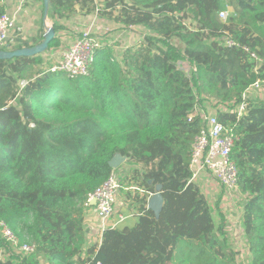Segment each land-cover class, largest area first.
I'll use <instances>...</instances> for the list:
<instances>
[{"label": "trees", "instance_id": "obj_1", "mask_svg": "<svg viewBox=\"0 0 264 264\" xmlns=\"http://www.w3.org/2000/svg\"><path fill=\"white\" fill-rule=\"evenodd\" d=\"M76 5L147 31L121 54L103 45L89 74L77 78L52 71L41 54L0 59V220L36 246L17 254L0 233V249L11 251L0 264H240L191 181L203 123L188 116L197 104L215 109L236 137L243 236L250 263L264 264V99L243 98L264 80V0H49L56 34L48 50L61 43L58 19ZM243 46L263 60L257 70ZM116 154L126 156V179L145 191L136 196L141 214L134 227L107 228L101 244L88 243L89 195L114 170ZM159 184L164 203L156 213L147 196Z\"/></svg>", "mask_w": 264, "mask_h": 264}, {"label": "crops", "instance_id": "obj_2", "mask_svg": "<svg viewBox=\"0 0 264 264\" xmlns=\"http://www.w3.org/2000/svg\"><path fill=\"white\" fill-rule=\"evenodd\" d=\"M0 2L5 6L6 12L14 16L17 25V31L13 32V39L15 41H13L11 43L12 45L9 46L10 49H17V46L24 45L27 40H29V42H33L32 44L37 43L34 42L36 40H39L38 42H40L43 39L46 28L51 27L54 23L55 18L50 16V14L47 19L44 18L43 0H0ZM75 8L77 12L68 13L69 17L58 19V23L63 25V29L57 33V35L60 36V45L50 50L47 49L46 52L41 54L44 57V60L49 62L48 66L50 67L61 60L63 52L70 46L76 37L78 38L82 32L88 28H91L92 31L102 39V41L106 38H103L105 33L109 32V34L105 36H112L114 38V42H117V45L114 47L112 44H109L113 42H109L107 44L112 45L117 53H119L118 50H121L119 54H121L128 47L139 45L141 41H143V38L146 34L147 30L143 26H133L127 28L115 21L98 15V12L96 11L89 14H83L81 13L80 9H78V5H76ZM103 43L105 45L104 41ZM257 69L258 68L256 67V70ZM243 98L244 100L254 98L264 99V88L263 90H260L256 89L255 87H249L244 93ZM211 110L216 112V110L213 108H211ZM124 162L117 168H114V170L110 173H115L118 175L122 187L118 192L115 203V212L107 221L106 227H113V224L115 223L116 228L134 227L138 222L139 215L141 214L139 203L136 200L137 195L134 196L133 191H140L143 193V196L145 195V191H143L141 188H138L133 183H130L134 180V178L126 179V176L130 174V169L126 162ZM196 182L214 207L216 226H223L224 231L226 232L225 236H230V243L234 245L235 249L236 240L232 234V230L230 229L229 231L225 228H242V210L233 204L225 188L218 180L214 178L210 172H202ZM151 195L149 194L147 196V202ZM96 212L97 210L95 204H91V206L86 210L85 233L88 243L99 245L102 242V234L104 229L103 224ZM119 215L125 216V219L119 221ZM128 219H130V222L125 224L124 222ZM235 223H237L236 226H234ZM7 244L10 246L9 243ZM14 252L17 254L29 255V253L24 252ZM10 254L11 251H7L5 248L0 249V255L4 258ZM42 264L48 263L46 260H43Z\"/></svg>", "mask_w": 264, "mask_h": 264}, {"label": "built area", "instance_id": "obj_3", "mask_svg": "<svg viewBox=\"0 0 264 264\" xmlns=\"http://www.w3.org/2000/svg\"><path fill=\"white\" fill-rule=\"evenodd\" d=\"M229 13L230 7L221 10L219 12L220 19L227 20ZM16 31L17 25L14 16L8 12L1 14L0 49L12 45L11 43L15 41L13 39V32ZM227 44L229 46L239 45V43L231 39L227 41ZM103 45L102 39L98 37L91 28H88L70 44L63 52L61 60L52 65L50 69L54 72H63L67 76L73 78L86 76L89 74L90 67L96 58L98 50L102 48ZM243 47L246 51L251 53V57L255 60V65L258 68L263 63V60L255 52L251 51L249 47ZM179 65H181V63ZM26 83V80L21 81V86H24ZM250 87L263 90L264 80L258 79ZM247 104L248 102L243 101L239 106L238 113L242 114ZM195 117H200L203 126L195 137L192 145L189 163L190 171L192 172L191 181L198 184L196 181L200 177V174L205 171L210 172L225 188L233 204L241 209L238 169L231 157L236 137L232 133V129L221 122L217 113L212 111L211 108L209 109L200 104L195 105L188 119L191 121ZM121 187L122 185L118 175L112 173L89 195L88 203H91V200L96 201V213L103 224L104 230L106 228H111L106 227V224L115 212V203ZM124 219L125 216L119 215V221ZM236 225L237 223L234 224V226ZM115 226L116 223L113 224V227ZM231 230L236 240L235 249L239 252V260L243 259L245 252L248 251L246 240L243 236V230L242 228H231ZM0 233L4 240L16 251L29 254L36 252L35 244L21 243L13 229L4 220H0Z\"/></svg>", "mask_w": 264, "mask_h": 264}, {"label": "water", "instance_id": "obj_4", "mask_svg": "<svg viewBox=\"0 0 264 264\" xmlns=\"http://www.w3.org/2000/svg\"><path fill=\"white\" fill-rule=\"evenodd\" d=\"M44 1V18L47 19L49 14V0ZM55 29L53 26L46 28L43 40L38 43L27 47L17 49H0V59H12L20 56H35L42 54L47 51L48 46L55 36ZM126 160V156L116 154L110 161L109 164L113 168H117ZM161 185L156 186L155 192L150 196L147 207L156 213H158L163 206L164 199L161 194ZM95 200H91V204H95Z\"/></svg>", "mask_w": 264, "mask_h": 264}, {"label": "rangeland", "instance_id": "obj_5", "mask_svg": "<svg viewBox=\"0 0 264 264\" xmlns=\"http://www.w3.org/2000/svg\"><path fill=\"white\" fill-rule=\"evenodd\" d=\"M231 8V7H230ZM66 29H67V27H66ZM107 34H109V32L108 33H105V35H107ZM78 35V34H77ZM103 36V38L104 37H106L105 39H103V41L105 42V44H107V43H109V42H113V43H109V44H112L114 47L117 45V42H114V38L112 37V36ZM77 38V37H76ZM110 40V41H109ZM119 51V53L121 52V50H118ZM252 58V57H251ZM253 59V58H252ZM254 60V59H253ZM254 62H255V60H254ZM255 64H256V62H255ZM261 66V65H260ZM191 175H192V172H191ZM141 195L142 194V196H143V193L142 192H140V191H133V195L134 196H136V195ZM126 212L128 213V211L126 210ZM217 215H218V213H217ZM130 222V219H128L127 221H125L124 223L125 224H128ZM226 230L228 229L229 231H230V229L231 228H225ZM228 231V232H229ZM232 244V243H231ZM232 247H233V249H234V245L232 244ZM249 257H250V252L249 251H247V252H245V254H244V257H243V259H240L239 260V262L238 263H240V264H251L250 263V259H249Z\"/></svg>", "mask_w": 264, "mask_h": 264}]
</instances>
